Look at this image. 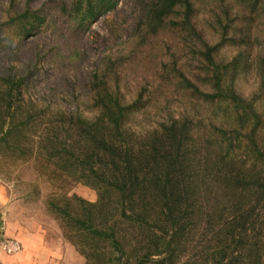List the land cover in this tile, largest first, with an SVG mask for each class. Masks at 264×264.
Listing matches in <instances>:
<instances>
[{
    "label": "trees",
    "instance_id": "16d2710c",
    "mask_svg": "<svg viewBox=\"0 0 264 264\" xmlns=\"http://www.w3.org/2000/svg\"><path fill=\"white\" fill-rule=\"evenodd\" d=\"M119 1L77 0L70 15L83 29L116 10ZM238 1L250 10L264 6V0ZM197 9L195 0L148 1L130 52L108 55L93 73L92 115L60 109L51 113V124L62 132L47 129L37 150L47 164L57 166L55 160H60L62 172L74 171L81 176L77 180L98 193L95 203L66 196L63 207L57 199L51 205L68 227L74 224L71 230L80 238L75 246L87 262L264 264V118L257 101L237 91L233 70L238 68L217 59L229 34L230 10L213 12L211 29L222 36L221 43L213 44L197 26ZM168 31L200 68L193 75L189 64L187 70L172 61V70L166 64L159 73L157 91L149 92L145 100L141 93L128 101L120 89V71L140 56L160 72L148 60L149 51L164 42ZM235 61L239 67L241 59ZM257 62L264 71V54ZM0 81L6 86L7 115L1 116V145L18 128L12 100L21 96L22 80L6 74ZM162 83L184 104L181 111L172 112L167 105L159 109L156 97ZM153 106L164 115H153L149 110H156ZM136 114L146 121L157 119L137 131L129 126ZM203 124L204 128L198 126ZM240 138L248 151L242 163L235 154ZM191 142L198 146L192 158L187 152ZM202 223L206 233L203 229L198 234ZM190 235L199 236L198 243L191 242Z\"/></svg>",
    "mask_w": 264,
    "mask_h": 264
},
{
    "label": "rangeland",
    "instance_id": "374dc122",
    "mask_svg": "<svg viewBox=\"0 0 264 264\" xmlns=\"http://www.w3.org/2000/svg\"><path fill=\"white\" fill-rule=\"evenodd\" d=\"M76 1L0 0V77L9 74L22 80L21 96L18 99L14 96L12 100V112L18 109L15 119L18 128L0 145V256L5 258L19 256L23 252L24 239H28L25 234L41 227L76 248L75 243L80 238L71 230L74 224L68 227L51 206L52 202L57 199L63 207L66 196H78L92 203L98 200L95 189L77 180L81 176L74 171L62 172L60 160H55L57 166L47 164L45 156L37 149L43 145L47 129L62 132L61 128L51 124L52 112L60 109L92 115L89 90L93 73L108 55L115 58L130 52L135 26L144 13V5L150 0H120L116 10L95 18L83 29L70 15ZM195 1L197 26L213 44L222 41V36L213 32L210 26L213 12L220 13L225 7L230 10L227 20L229 34L218 50L217 59L224 64L233 63V68H238L233 70L237 72V91L245 98H254L264 118V71L257 62L264 54V6L250 10L238 0ZM27 11L26 18H19ZM166 35L163 43L159 42L154 50L149 51L148 60L153 61L160 72L140 56L126 63L120 71V89L128 101L136 100L141 93L145 100L149 92L157 91L161 84V70L166 64L168 70H172V61L182 63L187 70L192 67L191 72L196 75L199 63L190 59L191 55L187 54L180 39L169 31ZM237 58L241 59L239 67V62L235 61ZM5 89L0 81V127L1 116L7 117ZM179 100L173 89L169 90L162 83L156 97L159 109L163 111L167 105L170 111L177 113L184 106ZM153 108L156 110L149 109L152 114L160 115L157 107ZM146 119L132 115L129 126L141 131L148 129L157 118ZM198 126L204 128V124ZM195 135L199 137L197 132ZM240 139L235 154L242 163L248 159V151L244 149L245 139ZM197 149L195 142H191L188 157H196ZM201 226L197 229L198 234H202L206 225L202 223ZM22 230L24 235L19 236ZM204 231L206 233V229ZM190 236L191 242L198 243L199 236ZM6 240L18 241L21 251L12 254L4 251L2 243ZM86 245L82 244V247L87 250ZM57 248L61 251L59 244ZM63 248L66 250V244ZM81 257L71 259L70 263L98 264L95 259L87 262Z\"/></svg>",
    "mask_w": 264,
    "mask_h": 264
},
{
    "label": "crops",
    "instance_id": "0c3cea01",
    "mask_svg": "<svg viewBox=\"0 0 264 264\" xmlns=\"http://www.w3.org/2000/svg\"><path fill=\"white\" fill-rule=\"evenodd\" d=\"M18 235H24V230ZM25 235L28 239L23 241V252L17 257L5 258L1 255L0 264H76L70 263V260L82 258L74 246L64 243L59 235L48 234L44 227L32 229ZM58 244L61 251L57 248ZM65 244L66 250L63 248ZM66 259L68 260L64 263Z\"/></svg>",
    "mask_w": 264,
    "mask_h": 264
},
{
    "label": "built area",
    "instance_id": "2783aa9c",
    "mask_svg": "<svg viewBox=\"0 0 264 264\" xmlns=\"http://www.w3.org/2000/svg\"><path fill=\"white\" fill-rule=\"evenodd\" d=\"M2 248L4 251L12 254L21 251L22 246L16 240H6L2 243Z\"/></svg>",
    "mask_w": 264,
    "mask_h": 264
}]
</instances>
